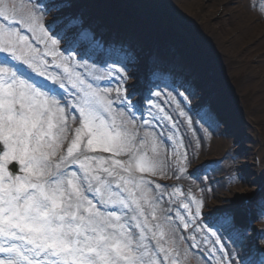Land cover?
<instances>
[{
    "label": "snow or ice",
    "instance_id": "6c2138e0",
    "mask_svg": "<svg viewBox=\"0 0 264 264\" xmlns=\"http://www.w3.org/2000/svg\"><path fill=\"white\" fill-rule=\"evenodd\" d=\"M53 9L57 14L45 26L42 18ZM64 17V9L54 2L24 0L17 7L0 0V19L5 22L0 24V264H179L178 253L170 255L163 244L149 249L145 243L146 234L155 237L160 225L148 226L149 218L132 191H143L150 181L131 173L155 174L156 165L143 157L119 158L132 150L124 121L116 124V115L123 113L113 114L111 87L95 88L77 71L86 67L70 55L77 52L80 21ZM77 54L81 60L87 55ZM114 91L125 110L136 107L134 94L123 85ZM130 117L128 122L134 121L135 113ZM70 122L80 126L65 148ZM172 130L167 139L176 155L183 142L174 123ZM181 160H188L186 149L173 161L183 172ZM193 203L194 213L189 203H183V209L199 216L202 202ZM176 215L186 229L184 216ZM230 219L236 223L234 214ZM245 237L246 232L241 233V239ZM219 251L217 264H236L223 245ZM216 252L213 248L208 255L215 259ZM241 261L248 264L243 257ZM205 264L211 261L205 258Z\"/></svg>",
    "mask_w": 264,
    "mask_h": 264
},
{
    "label": "rangeland",
    "instance_id": "374dc122",
    "mask_svg": "<svg viewBox=\"0 0 264 264\" xmlns=\"http://www.w3.org/2000/svg\"><path fill=\"white\" fill-rule=\"evenodd\" d=\"M122 1H129L130 5L135 7V10L138 12L134 11L133 13L136 15L139 14L143 19L136 20L140 22L134 24L128 20L124 21L121 18H115L109 13L105 15L104 19L101 18L104 23L98 24L96 28H102L103 35H106L108 34V27H114L118 34L115 37L120 41L117 42L116 38L113 41L118 43L119 51L123 49V54L130 56L132 60L130 61L128 58L122 61L118 59L114 61L109 60L105 63L104 67L99 64L90 63L84 64L86 67L83 68L87 75L96 78L97 81L104 79L110 81L109 86L113 91L110 93L111 98H109L115 101L113 114L123 113V116L116 115V124L119 126L121 125V121H124L123 127L126 129L127 135L131 137L132 150L119 158L124 161L129 159L135 161L143 157L145 160L147 159L146 161L149 160L148 162H153L156 165L154 170L155 174L151 171L141 173L139 170L131 173L136 178L153 180L149 185L144 186L143 191L132 188V185H127L128 188H132L136 198L141 201L143 210L149 218L148 226L151 228L154 225H160L159 228L154 229L156 231L155 237H152L150 233L146 234L147 238L145 239V243L147 244V239L151 238L157 247L160 244L168 247L170 255L175 256L178 253L179 264H205V261L200 256L194 255L188 249L176 225L171 221L170 218L172 217L167 216L166 213L171 211L168 198L173 190L174 195H172V201L174 208L175 205H181L177 199L176 189H174L177 187L174 186V183L185 182L188 195L180 189L181 194L188 201L194 199L202 202L201 214L195 216L193 221L194 225L188 224L186 229L191 239L196 243V246L204 251H209L214 248L208 239L207 233L202 232L203 226H206L204 219L216 221L218 216L220 217L219 219H224L225 217L226 220L228 214H234L236 221L238 220L244 225L247 224L244 218L248 219V217L254 215L253 213H257L256 209L259 203L258 188L261 187L260 185H264V0ZM147 1H153L154 3L149 6L146 3ZM11 2L19 7L24 0H11ZM45 2V4L54 2L60 8H63L65 11V19L77 15L81 24L79 25L84 29L85 25L92 21L90 19L92 14L90 8L94 4L102 5L99 3V0H46ZM157 6L160 11L153 18V21L157 25L155 27L151 24L149 15L142 14L152 9L156 10ZM80 7L84 9L78 14L77 11L80 10ZM56 14L57 9H53L50 14L43 16L42 23L46 26ZM191 21L197 22L200 27H203L206 38L213 42L225 59L223 64L224 73L227 79L236 87L235 90L230 86L233 94H236L235 101L232 99L231 101H234L237 106V114L232 106L234 102L231 103L230 99L226 97V94L223 93L225 92L224 89L220 90L217 88L218 90L215 89L211 92L214 94L213 100L212 98L210 99V104L208 103L207 105L208 108L202 109L204 113L201 114L200 108L194 109L193 107L201 105V98L206 95L208 92L207 89L206 91L201 90L202 92L196 89L195 92L171 85V88L169 87L170 90L165 89V91L160 92L148 86L147 82L150 80L148 71L151 68L145 70V72L140 71L139 73L137 71L140 67H130V65H134L135 63L139 64V62H143L144 58L150 52L148 48L144 49L143 52L140 51L137 47L138 43L141 42L145 45L153 46L156 42H161L165 36L164 34H167V29L171 25V22H175L178 30L183 31L189 37L184 28ZM78 28L82 29L81 27ZM158 29L160 35L157 36ZM88 33L90 36H93L91 29L88 30ZM37 34L39 35V33ZM125 38H128V40ZM85 40L86 42L84 41L82 43L83 45L88 44L90 41L88 39ZM102 40L101 38L99 42H102ZM174 44L178 50L181 49V59L179 60L180 62L176 63V66L180 69L183 68V65L187 67L188 64L183 63L182 59L187 62L188 60L185 56H187V53L190 54V52L194 54V48L190 47L188 49L180 40H174ZM199 45L200 47L198 48L200 51L209 54V51H211L209 46L205 43H199ZM98 46L97 44L93 45L94 49L98 48ZM59 47L63 49V41L60 42ZM200 51L198 52L201 54ZM62 54L65 55V53ZM148 57L151 59V62L165 66L163 61L157 58L156 55L149 54ZM203 58L208 59V57ZM111 62L115 64H111ZM109 64L113 66H109ZM210 64H215L216 67L214 61L210 62ZM115 66H120V68L124 69L123 71H113ZM106 69H111L112 71ZM195 71L198 81L201 80V84L207 87L203 79L206 77L204 75V69L195 68ZM214 74H219L217 68H213L212 73H209L210 76L215 78ZM252 76H255V80L258 83L250 87L249 83L252 82ZM140 78L144 80L142 86L139 85ZM121 85L134 94L132 96V104L134 102L136 104V101H138L135 98L138 89L142 91L145 88V91L148 92L146 93L147 100L139 103L142 111L140 115L137 113L135 107L129 108L132 113H135V120L131 122H128L131 118L120 109L123 106L119 105L116 92L114 91V89ZM211 86L213 87V85ZM94 87L99 88L96 85ZM218 87L221 88V86ZM99 89L102 90V88ZM224 99L227 101L222 106L224 108H221L219 103L217 106L214 104V101H222ZM241 100L247 109L245 115L249 126L242 124L238 120L239 117L245 118L240 109L242 105ZM210 105L215 106L216 110ZM196 110L202 116L195 115L194 112ZM227 110L228 113L226 114L225 111ZM165 117H170L171 119L169 120ZM145 121H149V123H145ZM173 123L178 128L176 136L182 140L183 146H177L176 155L172 151V157L177 159L178 155L184 153L185 149L187 151V162L181 160L180 164V166L185 168L183 172H180L176 165L174 172L172 173L170 171L165 162L170 151L164 147L156 135L157 128H163V133L171 136L172 131H174L172 130ZM183 135H187L190 138V148L181 138ZM132 153L135 155L130 156ZM102 155L110 157L111 153H103ZM209 162L212 163L210 167L214 166L212 169L213 173H210L208 178L201 177L204 178L203 183H205L208 190L200 189L201 183L192 178L190 172ZM241 168L243 169L242 173L240 171ZM125 175L128 174L126 173ZM241 175H243V180L240 179ZM209 178L212 179L210 180ZM217 178L220 179L219 182L215 181L218 180ZM156 185H161V187L157 189ZM243 187H252L251 195H248V191H246L247 193L242 191ZM161 194L163 195L161 196ZM249 196L248 201L245 197ZM248 210H253V213L246 215ZM178 212L180 213V211ZM153 214L156 216L155 220L151 219ZM239 214L241 217H237ZM258 219V222L255 224L256 230L258 227V234H254L251 230L247 229H245L246 231H238L241 233L246 232V237L243 240L241 239V233L238 232V234L233 232L235 234L230 236H227L223 230L222 232L220 230L215 232V235L219 233L217 237L219 244L223 245L225 252H231L233 254V259L236 261V264H241V257H248L250 247L254 248L256 245L254 238L257 241V245L259 244L261 248H264V237L261 235L264 233V214L259 216ZM225 226L230 230L231 228H236V225L231 221L226 223ZM161 231L164 233L163 236L160 235ZM210 233H213V231H210ZM233 237L238 238V240L235 241ZM244 246L245 248H243ZM242 249H245L244 251L246 253H243Z\"/></svg>",
    "mask_w": 264,
    "mask_h": 264
},
{
    "label": "bare ground",
    "instance_id": "6f19581e",
    "mask_svg": "<svg viewBox=\"0 0 264 264\" xmlns=\"http://www.w3.org/2000/svg\"><path fill=\"white\" fill-rule=\"evenodd\" d=\"M159 11H160V9L158 8V7H156V10L155 9H152V10H150V11H148V15H150V17H151V19H150V22H151V24H153L155 27H156V24H155V22L153 21V17L155 16H157L158 14H159ZM129 44V43H128ZM139 49H140V51H144V49H146V48H144L143 46H140L139 47ZM145 61V63L143 62H141V63H139V64H134L133 65V67L134 68H137V67H145V65H146V62H147V60L145 59L144 60ZM134 71H136L135 69H134ZM138 71H142V70H138ZM169 73H170V71H169ZM165 75H168L167 73L165 74ZM251 81L252 82H254V83H252V82H250L249 83V86L251 87V86H255V85H257V83H258V81H256L255 80V76H252L251 77ZM256 81V82H255ZM202 99H205V97H202ZM217 102L219 103V106L221 107V108H224V107H222L223 105H225L224 104V102L222 103V101H220V100H217ZM226 103V102H225ZM226 112V114L228 113V110L227 111H225ZM251 190H252V187H243L242 188V191H244V192H246V191H248V195H251L250 194V192H251ZM247 193V192H246ZM242 195V194H241ZM250 197V196H249Z\"/></svg>",
    "mask_w": 264,
    "mask_h": 264
}]
</instances>
